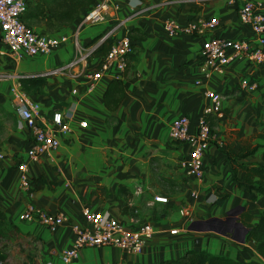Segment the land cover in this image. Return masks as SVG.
<instances>
[{
	"label": "crops",
	"instance_id": "1",
	"mask_svg": "<svg viewBox=\"0 0 264 264\" xmlns=\"http://www.w3.org/2000/svg\"><path fill=\"white\" fill-rule=\"evenodd\" d=\"M245 0H87L69 22L59 23L46 9L29 12L23 21L39 34L67 36L49 55L13 58L0 39V106L11 111L15 125L0 146V209L8 222L32 239L39 251L35 264H63L60 253L72 245L73 225L84 223V206L110 214L130 229L150 224L154 233L140 253L131 254L112 246H88L79 251L71 264H102L119 261L127 264H156L178 259L189 250H206L242 262L264 264L255 242L242 236L241 229L226 221L227 212L236 214L243 224L259 221L264 197L233 180L242 179L238 164H261L264 151V64L238 59L223 73L204 78L196 54L205 39H251L248 25L241 23L237 11ZM259 4L264 13V0ZM39 0H27L34 7ZM109 4L107 17L87 23L77 36L83 46L101 42L107 31L117 24L112 41L125 34L133 42L127 67L121 76L114 68L105 73L91 91L86 78L53 76L45 78L41 92L28 93L20 78L52 69L74 56L73 34L80 19L97 3ZM215 17L218 25L201 35L180 33L169 36L163 29L165 19L186 25L197 18ZM102 54L93 55L86 66L90 72L99 67ZM243 77L258 83L255 91L238 88ZM120 79L125 87L116 106L106 104L104 94L111 81ZM18 84L25 95L41 107L50 119L59 110L66 120H73L72 130L59 135L57 149L37 161L29 160L25 150L33 143L20 119L10 91ZM76 89V92H73ZM223 96L224 117L212 121L218 145L213 140L204 156V175L194 179L185 175L179 163L187 157L188 145L171 140L169 126L178 115H187L192 126L208 103L205 90ZM86 120V127L79 121ZM27 163L33 190L23 189L16 169L17 161ZM170 180L171 190L159 189L154 171ZM154 174V175H153ZM119 187L121 190L119 191ZM194 194V195H193ZM164 195L167 204L154 202ZM49 213H62L67 220L56 231L38 221H24L21 215L28 206ZM242 207V208H241ZM188 211V217L181 214ZM172 229L177 232L171 234Z\"/></svg>",
	"mask_w": 264,
	"mask_h": 264
},
{
	"label": "built area",
	"instance_id": "2",
	"mask_svg": "<svg viewBox=\"0 0 264 264\" xmlns=\"http://www.w3.org/2000/svg\"><path fill=\"white\" fill-rule=\"evenodd\" d=\"M27 10V0H0V39L9 50L13 58H20L22 55L36 56L49 55L61 44L68 41L69 37H54L47 34H39L28 26L22 19ZM109 4L106 2L95 4L79 21L73 34L74 56L66 62L37 74L44 78L53 76H67L76 78L83 75L86 78V91H91L101 80L105 73H110L111 68L117 74H111L115 78L121 76L127 67V56L133 53V42L129 35L115 38L107 53L101 58L99 67L90 72L84 69H77L86 66L88 60L94 55L95 50L106 38H110L116 26L109 29L102 37L101 42L94 46H83L77 36L80 29L87 23H98L107 17ZM238 19L241 23L248 25L252 32L251 39H228L223 37H212L205 39L196 54L199 61V69L204 78H208L211 73H223L226 66L231 62L244 59L257 65L264 64V13L259 8V4L245 0L237 11ZM218 25L215 17H199L195 21L186 25L174 19H165L163 29L169 36L180 33H190L201 35L207 30H213ZM238 88L249 92L258 88L256 80L243 77ZM16 102L17 113L28 129L32 144L25 150L26 157L31 161H37L39 157L57 149L60 145L59 135H66L72 130L73 120H66L61 111L52 112L50 119H46L41 114V107L38 102L30 100L18 84L10 88ZM76 92V89H73ZM205 97L208 103L192 126V122L187 115L181 114L175 117L169 126V136L171 140L188 145V155L179 163L185 175L194 179H202L204 175V156L209 144L215 140L218 145L222 141L217 139L213 131L212 121L224 117L223 96L212 90H205ZM87 121L78 122L79 127H86ZM1 158V154H0ZM16 169L19 172V181L23 189L31 192L33 190V180L28 174L27 163L24 160L17 161ZM194 195V194H193ZM154 202L167 204L168 198L164 195L154 196ZM84 223L74 224V240L70 247L65 248L60 253L63 264H71L78 257L79 251L88 246H112L127 253L137 254L143 249L145 242L151 238L154 229L150 224H142L137 229H130L120 223L117 219L106 212L92 210L84 206L81 210ZM181 214L188 217V211L181 209ZM24 221H38L48 227L52 232L63 224L67 218L62 213H49L32 205L28 206L21 215ZM177 232L172 229L171 234ZM102 264H127L119 261L106 262Z\"/></svg>",
	"mask_w": 264,
	"mask_h": 264
},
{
	"label": "trees",
	"instance_id": "3",
	"mask_svg": "<svg viewBox=\"0 0 264 264\" xmlns=\"http://www.w3.org/2000/svg\"><path fill=\"white\" fill-rule=\"evenodd\" d=\"M87 0H39L34 7H28L29 12H38L44 8L49 17H52L59 23L71 21L78 13V8ZM27 11V10H26ZM27 11V12H28ZM111 46V39L106 38L95 50L94 55L99 53L104 56ZM45 78L33 75L20 78V83L28 93H39L43 87ZM125 87L120 79L111 81L107 91L104 94L106 104L116 106L124 93ZM1 107V106H0ZM264 140V134L261 135ZM262 163L255 166L238 164V167L244 170L242 179L236 178V169L231 167L233 180L239 186H245L249 191H255L264 197V151L262 153ZM121 187H119V191ZM247 221L245 225L248 228L247 238L255 242L257 252L264 257V210L260 213L259 221L251 224V215L246 214ZM19 234V228L7 221L3 210L0 209V242L7 239L10 233ZM7 253L0 247V264L7 261ZM156 264H260L254 261L242 262L231 257L215 254L206 250H189L178 259H166Z\"/></svg>",
	"mask_w": 264,
	"mask_h": 264
},
{
	"label": "rangeland",
	"instance_id": "4",
	"mask_svg": "<svg viewBox=\"0 0 264 264\" xmlns=\"http://www.w3.org/2000/svg\"><path fill=\"white\" fill-rule=\"evenodd\" d=\"M14 125L15 119L13 113L0 107V146L14 129ZM153 173L157 179L159 189L163 191L172 189L170 180L162 178L157 170ZM0 247L8 255L5 264H35L34 260L39 259L40 256L35 242L24 234L10 233L7 239L0 242Z\"/></svg>",
	"mask_w": 264,
	"mask_h": 264
},
{
	"label": "water",
	"instance_id": "5",
	"mask_svg": "<svg viewBox=\"0 0 264 264\" xmlns=\"http://www.w3.org/2000/svg\"><path fill=\"white\" fill-rule=\"evenodd\" d=\"M238 211H239V208L228 211L227 212L226 221L229 224L235 225L238 229H241L242 236H244L247 233L248 228L247 227H244L243 224L238 220L237 217H234V216H236V214L238 213Z\"/></svg>",
	"mask_w": 264,
	"mask_h": 264
}]
</instances>
